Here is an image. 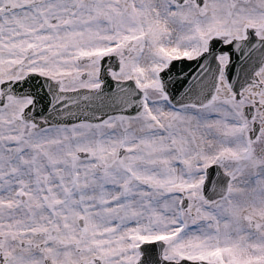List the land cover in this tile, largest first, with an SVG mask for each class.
Masks as SVG:
<instances>
[{
  "label": "snow or ice",
  "instance_id": "obj_1",
  "mask_svg": "<svg viewBox=\"0 0 264 264\" xmlns=\"http://www.w3.org/2000/svg\"><path fill=\"white\" fill-rule=\"evenodd\" d=\"M0 264H264V0H0Z\"/></svg>",
  "mask_w": 264,
  "mask_h": 264
}]
</instances>
